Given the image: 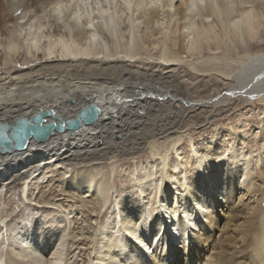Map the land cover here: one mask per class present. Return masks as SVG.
Segmentation results:
<instances>
[{"label": "bare ground", "instance_id": "1", "mask_svg": "<svg viewBox=\"0 0 264 264\" xmlns=\"http://www.w3.org/2000/svg\"><path fill=\"white\" fill-rule=\"evenodd\" d=\"M69 1L75 8L67 21L61 20V9L66 3L54 1V19L65 33L44 39L41 25L29 27L25 52L31 56L42 53L45 61L53 62L88 61L90 65L92 60L120 59L128 63L105 68L120 72L119 81L106 78V72L89 77L79 67L71 73L73 77L64 81L56 73L25 83L0 78V123L14 125L22 117L31 119L50 109L54 115L48 116L46 122H58L57 117L72 121L90 105L99 110L95 121L82 119L75 129L55 131L43 141L31 137L23 149L3 152L0 148V198L8 194L16 201L23 198V210L32 205L41 212L55 213L52 217L56 223L52 231H45L38 227L35 218L30 221L23 218L7 226L5 242L2 226L7 222L2 224L4 214L0 215V260L5 245L9 244L6 264H44V255L53 248H56L53 257L46 264H264V145L256 164L260 184L249 182V159L242 150L233 149L227 157L211 137L199 150L194 148L200 166L193 172L189 170V175L179 164L184 159V150H179L180 135L164 147L150 145L149 161L153 164L141 163L132 180L133 187L124 190L123 199L118 198L119 226L114 214L109 217L102 214L111 203L114 187L102 174V167L88 165L98 158L89 156L94 151L104 154L115 150L128 156L145 148L142 139L145 130L151 128L159 133L173 124L172 119L163 117L169 110L171 116H176L189 104L211 107L237 96L264 94V53L255 55L234 72L235 83L216 100L187 99L166 88L165 84L173 79L168 70L155 71L144 78L132 75L135 71L129 63L136 61L140 53L138 23L131 18L125 42L120 36L122 15L130 19V10L136 9L152 20L159 19L158 6L164 2L170 19L172 7L179 0H116L122 12L113 10L118 4L113 7L107 1L103 4V0L92 6L89 5L92 0ZM254 5L264 11V0H182L180 11L184 19L178 32L187 43L178 44L179 56L169 55L163 61L169 65L188 62L196 70L197 65L190 58L204 42L212 41L220 49L224 35L232 34L246 45L254 40L259 21ZM199 14L219 19L224 34L219 35L213 25L197 27ZM175 33H171L173 44L177 42ZM111 45L115 49L124 46L125 50L114 55ZM15 48L16 43L10 42L8 50ZM166 52L164 48L162 55L166 56ZM160 100L171 103L170 109H163ZM147 200L158 204L155 215L147 210L148 204L144 203ZM13 204L11 201L10 206ZM181 241L183 245L179 247ZM148 247H152L151 251Z\"/></svg>", "mask_w": 264, "mask_h": 264}, {"label": "rangeland", "instance_id": "2", "mask_svg": "<svg viewBox=\"0 0 264 264\" xmlns=\"http://www.w3.org/2000/svg\"><path fill=\"white\" fill-rule=\"evenodd\" d=\"M15 1L16 0H0L1 79H11V81H23L22 83H25L35 78H42L48 73L49 74L47 76L52 73H56L58 74V79H61L62 77L64 81V79L66 80L67 78L73 77L74 75L71 73H73L75 68L79 67L80 70L84 74L86 72L85 75L89 77L94 76L95 73L98 74L99 72H106V78H110L115 81L121 80L122 75H120V72H109L105 69L106 67L110 68L111 64L121 62L124 64L128 63L126 61H119L120 59H113L111 61L92 60L90 65L93 64V68H91L88 61L56 60L53 62L45 61V55L42 53L35 56L28 55L24 48L25 37L28 33L27 29L29 27L36 28L38 25H41L44 39H54L58 35L64 34L65 31L58 25V22L55 21L53 16L55 11V0H17L16 3ZM96 1L97 0H92V2H89V5L92 6L96 3ZM106 1L109 2L108 5L113 7L118 4L116 6L117 8L115 7L113 10L122 12L120 9V2L115 3L116 0H114V2L113 0H103L102 3L105 4L107 3ZM128 1L133 2L136 0ZM181 1L182 0H179L173 5L172 16L170 19L167 18L169 8L168 6H165L164 2H161L158 6L159 19L156 18L152 20L150 16L138 12L136 9L130 10V19H126L125 16L122 15L123 21L120 24V36L123 38L121 41L125 42L126 40L127 22L131 21V18L134 23H138L136 25H138V33L141 38L140 53L137 54L138 59L129 63L133 66V70L135 71V74L132 75L134 78H144L146 74H154L155 71L164 73V70H166L165 72L168 70L173 76L172 81L165 84L168 90L179 92L186 96L187 99L208 100L215 97L214 100H216L219 95L223 94V92L231 86V84L233 85L235 83L233 80L234 72L236 73L237 70L245 66L251 58L255 57V55L264 53V11L257 10L255 5V7L252 6L254 10L256 9L255 13L259 17H257V21L258 19L259 21L256 25L255 38H253L254 40H249L246 45H242V42L234 35L226 34L223 37V43H221L220 49H216L212 41L204 42L203 46L195 50L194 56L190 58L193 64L198 66H196V70H193L190 68V64L188 62V64L177 63L169 65L165 63L166 61H163L165 57L177 56L179 54V43H187V41L183 40L179 36L180 32H178L180 23L184 19V17H182L183 14L180 11ZM11 2H14V5ZM62 2L66 4L61 9L63 13L61 20L67 21L72 9L75 7L72 8L69 0H62ZM224 15L223 17L226 21L227 18ZM23 16L25 17L21 19L20 17ZM24 21L27 23L26 25ZM195 24L197 27L199 26V28L203 25H213L214 30L219 35L224 34L222 33L224 31V29L222 30V23L215 16L203 17L199 14L197 15ZM81 29L82 31L84 30L85 34L84 24H82ZM171 33L177 34V42H174L175 44H173L171 40ZM103 37L110 42L106 34H103ZM12 41L13 43H16L17 48L9 51L8 45ZM41 44H43V41ZM164 48L168 52H166V56L162 55ZM124 50V46L117 49H115L112 45L110 46V51L114 55H116V53H120V51L123 52ZM176 51H178L177 54ZM176 59L177 58H175V60ZM160 102L162 104V108L165 110L170 109L169 105H172L166 100H160ZM188 106L182 108L183 111L180 110L179 115L176 113V116H171L169 114L171 113L170 110L167 112L166 116L163 115L164 118H168L170 121L172 119L173 123V126L171 125L164 129L166 131L158 133L151 128L145 130L143 132L142 139L146 147L138 150L133 155L121 156L120 153L115 150L108 151L104 154L100 151H94V155H89L91 158L94 156H98V158L93 164L88 165H91L90 167H95L96 165L102 167V174L109 178L110 184L114 187L115 193L113 192L114 195L112 196L111 203H108V208L103 209L102 214L105 217H109L114 214L118 226L121 224L118 211V206L121 203H118V198L123 199L121 196L124 194V190L130 189V186L131 188L133 187L131 184H133L137 174L139 173H137V171H140L141 163H148L150 166L153 164L149 161L152 158L151 148L149 146L164 147L173 137L176 138L179 135L181 136V147H179V150H184V154L182 155L184 159L183 161L181 160L179 164L181 163V166L185 169L187 175H189V170L193 172L200 166L197 165L196 156L198 155L195 154L196 152L194 148L199 150V146L207 140V137L208 139L211 137L213 144H218L223 151V154L227 155V157L233 149L237 148L242 150L247 156V159H249L247 169L250 171L249 177L252 178L250 179L248 177L249 182L252 183L253 181L252 184H260L257 178L258 175L256 174L258 171L256 164L258 154L263 151L264 145V94L260 93L259 95H253L247 98L245 96H237L228 100L216 102L214 105L212 104L211 107L201 106V108H199L200 106L193 107V105L190 106V104ZM174 154L175 152L172 153V155ZM113 158L117 160L112 162L111 159ZM203 160H205V158H203ZM78 166V164L74 165L73 169H76ZM159 173L160 172L156 175ZM154 179L155 177L153 178V182H155ZM166 188L167 186L164 185V189ZM22 193L21 196H23ZM8 196L0 198V215L4 214L2 215L4 218V222L2 221V224L7 222L6 225L2 226V231L5 233V237L3 238L5 242L7 241L6 233H8V230H6L7 226H10L15 222L17 223L23 218L27 221H30V218H35L37 220L38 227L45 231H52L55 228L56 223L52 217L55 213L41 212V210H36V208L32 205H30L29 208H26L28 209L27 211L25 209L23 210L24 199L22 197V200L19 199V201H16L13 196L10 197L11 195L9 194ZM138 196L136 195V197ZM11 201L12 203H15L12 207L10 206ZM15 201L19 203H16ZM148 201L149 200L144 201V203L147 202L148 204L149 209L147 210H149L151 214L153 213L152 215H155V213L158 212V210H156L159 208L158 204L156 206V204H151ZM6 204L7 207L4 206ZM138 206L141 207L140 205ZM31 209H34L35 211H31ZM71 217L73 218L72 215ZM2 224H0V226ZM113 245L116 246L115 244ZM182 245L183 243L181 241L178 246L182 247ZM7 248H11V246L9 244L5 245V252L2 256V261L0 260V264H6V256L9 255V251H6ZM151 248L152 247H150L149 250ZM55 249L56 248H53L44 255V258L46 257L44 264L50 263L49 258L53 257L52 252H54Z\"/></svg>", "mask_w": 264, "mask_h": 264}, {"label": "water", "instance_id": "3", "mask_svg": "<svg viewBox=\"0 0 264 264\" xmlns=\"http://www.w3.org/2000/svg\"><path fill=\"white\" fill-rule=\"evenodd\" d=\"M98 114V108L95 105H90L78 115L76 120L72 121H65L63 118L57 117L58 122H46L48 116L54 115V111L50 109L40 111L31 119L22 117L14 125L2 122L0 123V148L3 152L23 149L31 137L40 141L46 140L55 131L62 132L66 128L75 129L82 119L86 122L95 121Z\"/></svg>", "mask_w": 264, "mask_h": 264}]
</instances>
